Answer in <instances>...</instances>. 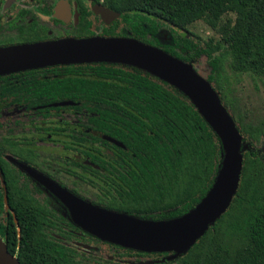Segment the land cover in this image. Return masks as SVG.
<instances>
[{
	"label": "trees",
	"instance_id": "trees-1",
	"mask_svg": "<svg viewBox=\"0 0 264 264\" xmlns=\"http://www.w3.org/2000/svg\"><path fill=\"white\" fill-rule=\"evenodd\" d=\"M93 1L121 12L110 27L113 36L136 38L194 67L206 55L211 66L207 79L242 135L239 188L227 210L180 253L179 264H264V143L257 144L264 137V124L246 121L223 84L228 58L237 73L264 76V0ZM199 19L207 21L220 39L204 41L190 32L188 26ZM128 66L131 70L115 69L123 83L87 82V89H92L86 96L89 105H118L95 110L104 119L96 115L91 120L92 126L104 120L103 130L124 144L116 147L117 156L109 157L111 161L103 158L101 166L123 168L118 175L122 180L110 182L132 185L129 205L106 209L154 220L182 216L213 186L225 155L223 141L178 87ZM2 195L0 191V236L11 253L29 264L23 255L31 256L38 241L25 230L20 238L16 223L4 222Z\"/></svg>",
	"mask_w": 264,
	"mask_h": 264
},
{
	"label": "flooded vegetation",
	"instance_id": "flooded-vegetation-1",
	"mask_svg": "<svg viewBox=\"0 0 264 264\" xmlns=\"http://www.w3.org/2000/svg\"><path fill=\"white\" fill-rule=\"evenodd\" d=\"M96 4L103 2L0 0V50L8 51L6 60L13 63L0 72L3 220L16 223L20 238L25 230L38 241L31 256L23 255L29 264H179L175 251L122 246L88 231L75 217L80 207L71 199L118 209L132 202V185L110 182L122 180L118 175L125 170L101 166L103 158L117 156L123 142L103 130L104 120L95 126L91 121L96 115L104 119L95 110L118 105H89L86 99L92 93L88 81L123 83L115 69L131 68L120 62L32 58L39 44L118 37L110 27L120 16L107 23Z\"/></svg>",
	"mask_w": 264,
	"mask_h": 264
},
{
	"label": "water",
	"instance_id": "water-1",
	"mask_svg": "<svg viewBox=\"0 0 264 264\" xmlns=\"http://www.w3.org/2000/svg\"><path fill=\"white\" fill-rule=\"evenodd\" d=\"M105 22L121 12L103 4L94 6ZM32 58L35 62L105 61L134 65L157 75L183 91L223 141L225 155L217 178L206 196L189 212L167 220L141 218L133 214L95 207L71 199L80 207L75 217L80 225L105 240L144 251L188 250L229 207L237 192L243 169L240 152L242 135L238 125L207 78L190 63L159 47L133 37L93 36L39 44ZM8 51L0 50V72L13 63ZM13 56V55H10ZM0 264H23L10 252L0 236Z\"/></svg>",
	"mask_w": 264,
	"mask_h": 264
},
{
	"label": "rangeland",
	"instance_id": "rangeland-1",
	"mask_svg": "<svg viewBox=\"0 0 264 264\" xmlns=\"http://www.w3.org/2000/svg\"><path fill=\"white\" fill-rule=\"evenodd\" d=\"M234 14L230 17L234 18ZM225 18V17H224ZM188 30L204 41L212 38L214 41L220 39V35L207 21L199 19L188 26ZM198 72L207 78L211 72L208 57L202 55L195 63ZM223 84L225 91L234 103L236 109L243 115L244 119L251 124H264V76H255L250 73H237L230 67V59L224 63ZM264 143V137L257 144Z\"/></svg>",
	"mask_w": 264,
	"mask_h": 264
}]
</instances>
